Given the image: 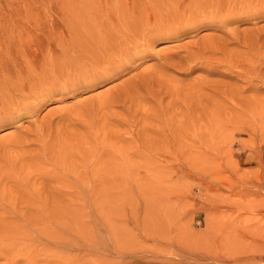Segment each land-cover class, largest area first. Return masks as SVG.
<instances>
[{"label": "rangeland", "instance_id": "obj_1", "mask_svg": "<svg viewBox=\"0 0 264 264\" xmlns=\"http://www.w3.org/2000/svg\"><path fill=\"white\" fill-rule=\"evenodd\" d=\"M168 31L171 38L161 37ZM190 55L197 65L185 71L179 62ZM262 77L264 0H0V111L5 103L20 114L0 125V140L24 134L13 151H0V163L38 151L36 128L56 137L84 132L78 125L88 109L113 117L109 137H130L132 131L138 139L139 129L149 145L137 152L133 137L118 144L104 138L126 151L121 160L132 166L134 177L109 169L110 176L113 162L106 159L122 162L105 153L100 162L108 168L101 172L110 182L106 186L97 176L94 188H110L108 193L97 198L92 191L83 200L75 193L76 211L57 215L68 226L48 230L53 236L45 229L30 231L36 242L24 245L20 256L1 257L0 264H264ZM201 86L209 97H215L211 87L237 94L231 100H177L180 109L169 106L160 118L159 100H135L141 108L134 124L114 120L127 118V100H105L132 92L145 96L152 89L183 98ZM171 99L165 93L161 102L169 105ZM181 106H199L194 128L180 117L186 129L169 131L166 122L172 126L170 118ZM207 114L219 129H205ZM78 156L70 162L83 164ZM83 203L85 210L78 211Z\"/></svg>", "mask_w": 264, "mask_h": 264}, {"label": "bare ground", "instance_id": "obj_2", "mask_svg": "<svg viewBox=\"0 0 264 264\" xmlns=\"http://www.w3.org/2000/svg\"><path fill=\"white\" fill-rule=\"evenodd\" d=\"M208 24H209V22H208ZM169 33H170V31L166 32L165 34H162L161 37L166 36V38H171L172 33L171 34H169ZM138 45L139 44L136 43L135 49H137ZM256 51H257V49H256ZM256 51H254V52H256ZM161 52H163L165 54V58H166L167 53L165 51H161ZM169 57H171V56H169ZM169 57H168V60H169ZM235 58H236V56H235ZM224 59L222 61H224ZM195 60H196V58H192V56H191V59L190 58H188L187 60L181 59L179 62V65L181 66V68L185 69V71L186 70H192V69H195V66L197 65V64H195V66L192 65V63ZM232 60H234V59H232ZM214 61H216V60H214ZM222 61H220V63H222ZM226 61H227V65L231 66V63H230L231 60L228 59ZM203 63H205V62H202V65H203ZM207 63L208 64L206 65V63H205V65L208 67L210 64H209V62H207ZM239 63H240V61H239ZM232 64L234 65V61L232 62ZM242 64H244V63H242ZM249 64L251 65V63H249ZM249 64H247V65L249 66ZM210 66H212V65H210ZM236 66H237V64H236ZM214 67L216 68L217 66L215 65ZM214 69H211V71L213 72ZM94 78L99 80L103 77L98 76V77H94ZM263 78L264 77H262V79ZM74 82H76V81H74ZM85 83H88V82H85ZM201 87L202 88L198 89L197 93L192 94V92H191V95H185V97H183V98H180L178 96L175 97L174 95H172V92L169 89H166L165 91H160L159 89L152 91L153 90L152 89V90H149L148 94H146L145 96H140V97L138 96L137 97V94H134L132 92V94L131 93H128L127 95L124 94L125 96H117L116 95V96H109L108 97V95H107L105 100H107L106 103H110V104L114 103V101L124 102L125 100H127V102H125L123 105V109L127 113L126 119H128V120H126V119L120 120V119H116V118H114V120L118 121L121 124L130 123V122L132 124H134L133 120H135V121L138 120V119H136V114H137V111L139 110V107H140V104L136 103L135 100H140V101L141 100H147V101L159 100L158 102L157 101H155V102H157V106H158V107H156V109H157L156 110V112H157L156 116L158 118H160L161 116L165 115L169 106H171V110H172V108L175 109L176 107H178V108L180 107V101H177V100H183V102H185L184 100H211V99H216V98L217 99L220 98V99H230L231 100L237 94L233 91V89L228 90L227 88L221 89V88L211 87L212 94H214L215 97H213L211 95L209 97V96H207V94L205 95L204 93L203 94L200 93V92H202L201 90L203 89L204 86H201ZM138 88H139V86H138ZM254 89H258V87L254 86ZM125 90H126V88H125ZM146 90L147 89H145L144 91L146 92ZM195 90H197V88ZM182 91H183V89H182ZM194 92H196V91H194ZM165 93L172 96V99H171V102L169 103V105L168 104L164 105L163 102H161V100H164V94ZM175 94H179V93L177 92ZM240 94H242V93H240ZM100 99H102V98H100ZM253 99H255V98H253ZM3 102H4V100H0V103H3ZM198 103H199V101H198ZM2 105H3V107H2L3 110L0 111L1 112L0 113L1 114L0 125L5 123L6 121H10V120L12 121L15 118L20 116V114H17L18 111L6 108L5 103ZM107 106H104L105 110H107ZM197 107H199V106H196V107L195 106H183L180 113L176 114L177 113L176 112L175 116L170 118V120L172 122L174 121V123H172V126L169 127V123L166 122L167 129L169 131H171L173 128L176 130L186 129L185 125L183 124L184 123L183 118H181L182 120L178 119L180 117L190 119L191 120L190 125L192 126V124L196 120V118L193 117V114H194L195 110H197ZM92 108H94V107H92ZM101 108H102V106H101ZM101 110H99V109L90 110V111H89V109H88V111L85 110L86 112H88L87 113L88 119L87 118H86L87 120L84 119L86 116L83 118L84 120L81 118L83 121H82V123H80L78 125L79 128L84 131L81 133H75L74 132V133H70L69 135H66V136L64 135V136H58V137L53 136L52 134H48L47 136H45V134H43V132L40 130L41 127L38 128L40 131H38V129L36 128V131L34 130L35 131L34 133H36V135H37L35 140L37 141L38 146L40 148L38 151H36V150L26 151V152L22 153L21 156L19 155L20 156L19 158L16 155L14 158H12V155H10L11 158L5 156L8 159H6V160L4 159L3 160L4 162L1 161L2 163H0V258L1 257H3V258L9 257V259H11V258L17 257V255H19V253L21 251V248L24 245H26L28 242H36V236L33 237L32 235H30L31 234L30 231H34V233H36L38 231H41L42 229H45V230H47V232L50 233V235H52L51 232L48 230L53 228V231H54L55 230L54 227L68 226V224H65L66 222L59 221L57 219V215L59 213L69 214L71 212V208H72V210H75L74 209L75 205H76L75 201H74V200H76V198L74 196L75 193L77 194L78 198L81 200L87 198V196L85 197V194L89 196L90 192L92 193V191L94 192V195L97 198L100 197L103 193H108V190L110 188H104L103 187L101 189V186L99 184H98V186H100V189L98 188V190H97V188H94L95 182H96L95 178H97V176H99V177L102 176V181H103V179H104L103 174H102L103 171L101 172V170L108 168V167L105 168V164L103 166V164L101 163L103 161L102 157L105 156V153L107 154V152H109V154L113 158H115L117 161L120 160V163L122 162L121 165L118 166V165H115V163L113 161L114 159H112V160L106 159L107 161H110L109 163L113 162L111 165L105 160V162H107L109 164V167L111 166L110 168H108V171H109V169H111L113 173L115 172L114 173L115 176L121 177V176L125 175V176L131 177V178L134 177L133 170H131L132 166L131 165H130L131 167L125 166L123 164L124 161H122L123 159L121 160V158L124 157V155H123L124 151H122L123 150L122 146H120V145L114 146L111 144L112 138H114L113 140L116 139V141L117 140L118 141L126 140L128 138L133 137V136H131L133 134V132L130 131L129 133H127V135H130V137H128V136L126 137V136H124V134H123V136H120V135L117 136V134H116L115 137H113V135L109 137L108 131H111V130L108 129V121L112 122L111 119H113V117L104 111H103V113H101L102 112ZM142 110H141V112H142ZM141 112H139V113H141ZM151 112H150V114H151ZM212 112L213 111H211L210 113H212ZM84 115L85 114H83V116ZM209 115L210 114H207V118L210 119V121L207 125V128L205 125H202V126H205V129H207L209 131H215L216 129H219L217 126H215L213 121H211L212 117H208ZM147 118H148V116H147ZM149 119L150 118H148L147 120L149 121ZM143 120H145V119H143ZM101 121H103V125L98 126ZM149 122L151 123V121H149ZM156 122L157 121H155V123ZM109 125H111V124H109ZM196 125L198 126V124H196ZM139 126H140V124L138 125V127ZM156 126H158V125H156ZM192 127L194 128V126H192ZM107 129H108V131H107ZM187 129H189V128H187ZM142 130H143V128H142ZM153 130H155V132L159 133L160 135H162V134L166 135V132H167L166 130L160 131L157 128H153ZM126 131H127V129H126ZM145 132H146V130H145ZM148 132H147V134H148ZM23 135H21V136L20 135L19 136L12 135V136L5 138L4 140H0V151L3 150V151H5V153H9V152H7V151H9V148L11 149V148H14L15 145L16 146L17 145L19 146V144L21 145V143L23 142V139H24ZM110 135H111V133H110ZM136 135H137L138 139H134V137H133V139H134L133 146L136 148V151L137 152H143V150H149V145H148V143L146 144L144 139H142L143 136L142 137L140 136L139 129H138V132H136ZM34 136H35V134H34ZM104 138H106L107 140H109V139L111 140L110 144L107 143L109 145H107L105 143L106 140H103ZM116 141H115V143L118 144V141L117 142ZM112 142H114V141H112ZM131 142H133V141H131ZM119 143L122 144V142H119ZM11 146H13V147H11ZM150 146H151V144H150ZM116 147L117 148L119 147L118 148L119 150H117ZM195 147H197V146H195ZM112 148L114 150H112ZM120 148H121V150H120ZM123 148H125V147H123ZM179 148L181 149L180 143H179ZM19 149H21V148H19ZM84 149H91V151H90L91 154L87 150L89 152L88 157H85L86 154L84 152ZM76 152H78L77 154H79V155L81 154L82 158H80L81 156L79 157L78 155H76ZM132 152L134 153V151H132ZM124 153H126V151ZM16 154H18V151ZM76 156L79 157V158H77L78 160H80L79 163L83 159V161H82L83 164L81 163L82 165L78 164L76 162H70L72 160V158H75V160H76ZM126 156L127 157H125V158L127 159L129 156L128 155H126ZM75 163H76V165L78 164L80 166L75 167L76 166V165H74ZM129 163H130V161H129ZM59 166H61L65 170L59 168ZM73 166H74V169L77 168V171L72 169ZM106 166H108V165L106 164ZM140 168H142V167H140ZM111 170L108 173L109 175L112 174ZM106 173H107V171H106ZM106 173L104 171V176L105 175L107 176ZM134 173L136 175V172H134ZM114 174L111 177L113 180L115 177ZM127 177H126V179H127ZM39 178H41L44 183L38 182ZM100 179H101V177H100ZM105 179H106V177H105ZM103 182L104 183L110 182L109 177H108V181H103ZM98 183H99V181H98ZM104 183H103V185H104ZM105 185L107 186L106 183H105ZM112 185H110L111 188L113 187ZM113 188H115V187H113ZM83 192H85L84 195H83ZM111 192H114V191H111ZM116 192H114V194ZM101 197H103V196H101ZM99 201H100V199H99ZM70 202L74 203V207H71L72 203H70ZM68 203H70V204H68ZM86 209H87V207H86ZM77 210L78 211L85 210L84 203L82 205L79 204V209H77ZM73 212L74 211H72V213ZM64 217H65V215H64ZM52 236H50V237H52ZM12 247H14L16 250L11 251Z\"/></svg>", "mask_w": 264, "mask_h": 264}]
</instances>
